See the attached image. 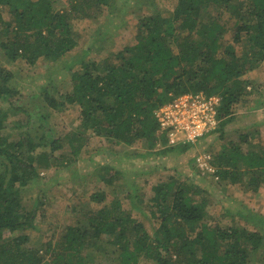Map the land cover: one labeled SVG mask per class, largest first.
<instances>
[{
  "label": "trees",
  "instance_id": "1",
  "mask_svg": "<svg viewBox=\"0 0 264 264\" xmlns=\"http://www.w3.org/2000/svg\"><path fill=\"white\" fill-rule=\"evenodd\" d=\"M112 1L0 0V50L10 61L22 58L31 65L40 59L60 60L78 46L83 21L96 19ZM245 1L238 2V17L227 28L222 14L232 0H178L169 15L143 16L137 43L114 60L84 61L62 100L46 96L54 108L80 107L82 133L65 135L70 152L56 154L64 148L60 136L51 143L44 135H36V141L28 132L11 139L3 132L2 116L8 113L0 111V264H142L141 259L154 264H264V232L211 226V202L193 176L182 180L174 175L154 186L152 216L159 223L152 232L119 199L109 201L101 190L90 197L96 205L90 214L49 243L48 263L27 244L28 234L16 233L35 226V213L23 211L22 188L42 171L75 161L87 143L84 132L106 135L116 144L145 141L154 148L161 138L168 145L166 135L157 133L156 110L186 92L220 96L218 131L234 120V106L248 94L244 76L255 62H264V0H252L250 10L242 12ZM228 30L232 42L226 38ZM238 44H243V54ZM13 76L0 66V100L13 93ZM190 146L168 145L164 151ZM226 147L213 158L215 175L258 190L264 183V153L246 152L241 143ZM113 177L103 180L111 183Z\"/></svg>",
  "mask_w": 264,
  "mask_h": 264
},
{
  "label": "rangeland",
  "instance_id": "2",
  "mask_svg": "<svg viewBox=\"0 0 264 264\" xmlns=\"http://www.w3.org/2000/svg\"><path fill=\"white\" fill-rule=\"evenodd\" d=\"M232 1L235 3L222 14L227 28H231L239 14L240 0ZM251 2L242 3V12L250 10ZM177 3L178 0H113L96 19L83 21L77 29L78 46L57 61L40 59L34 65L22 58L10 61L0 50V66L14 73L10 81L13 93L0 100V111L8 113L2 116L4 134L17 139L28 132L36 141H39L36 135H44L47 143L60 136L64 148L56 154L70 152L65 135L76 130L82 133L80 107L67 103L54 108L46 96L62 100L73 72L80 70L84 61L114 60L118 52L137 43L138 22L143 16L156 12L169 15ZM232 36L228 30L226 38L230 42ZM237 50L243 54V44H238ZM244 77L248 79V94L234 106V120L222 132L207 135L186 151L165 152L168 145L161 138L154 148H149L145 141L116 144L106 135L84 132L87 143L75 161L42 171L22 188L23 211L35 213V226L16 233L28 234L27 244L39 251L43 263H48L49 243L58 240L68 225L90 214L96 207L90 204V197L101 190L107 191L109 201L119 199L123 209L152 232L159 223L152 216L154 186L174 175L182 180L193 176L195 183L204 189L211 202L207 216L211 226L235 225L264 232V183L253 190L247 186L248 182L220 181L214 173V156L225 146L230 150L232 142L241 143L246 152L255 149L264 153V62H255ZM157 133L160 136L161 132ZM205 154L211 155L207 160L213 171L199 161ZM111 175H114L111 183L103 180ZM6 234L11 236L9 232ZM141 263L154 264L145 259ZM253 264L261 262L255 260Z\"/></svg>",
  "mask_w": 264,
  "mask_h": 264
},
{
  "label": "built area",
  "instance_id": "3",
  "mask_svg": "<svg viewBox=\"0 0 264 264\" xmlns=\"http://www.w3.org/2000/svg\"><path fill=\"white\" fill-rule=\"evenodd\" d=\"M220 96L203 92H186L172 96L156 110L159 131L164 133L169 146L192 145L217 131ZM204 156V157H203ZM199 158L200 163L212 170L213 165L207 159L210 154ZM216 170L214 169V172Z\"/></svg>",
  "mask_w": 264,
  "mask_h": 264
}]
</instances>
